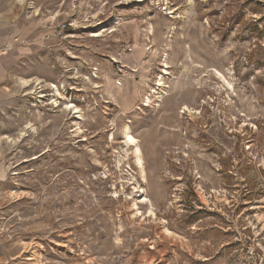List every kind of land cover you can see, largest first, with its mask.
<instances>
[{"label": "rangeland", "instance_id": "1", "mask_svg": "<svg viewBox=\"0 0 264 264\" xmlns=\"http://www.w3.org/2000/svg\"><path fill=\"white\" fill-rule=\"evenodd\" d=\"M36 263L264 264V0H0V264Z\"/></svg>", "mask_w": 264, "mask_h": 264}, {"label": "bare ground", "instance_id": "2", "mask_svg": "<svg viewBox=\"0 0 264 264\" xmlns=\"http://www.w3.org/2000/svg\"><path fill=\"white\" fill-rule=\"evenodd\" d=\"M127 1H130L133 2H144L145 0H127ZM129 3V2H128ZM151 33V32H150ZM98 36H101V34H96L94 35V37H98ZM169 72L167 71V69H165L163 71V74L161 75L160 79L158 80L159 83H157V88L160 89L163 85H166L164 84V79L167 78ZM28 83V82H27ZM36 84V83H35ZM51 84V83H50ZM52 86V85H51ZM40 87V86H39ZM41 88V87H40ZM53 89H56L58 91V88L57 86L53 85ZM60 90V89H59ZM42 91V90H41ZM58 96V95H57ZM42 97V96H41ZM68 107V106H67ZM73 109L75 112L74 113H82L81 110L77 107V106H70V109ZM186 111H188L186 109ZM185 113V112H184ZM82 116L80 114L79 116V119H81ZM156 132V131H155ZM155 134V133H154ZM24 135V134H22ZM122 135H123V138L125 139V144L127 147L131 148L133 150L132 152V155H133V159H134V162H135V166L143 173H145L144 171V159H143V152L141 150V147H140V144H139V141L134 137V135L132 134V129H131V126L128 124L126 126H124L123 130H122ZM114 136V135H113ZM112 136V137H113ZM152 136V135H151ZM12 141V140H11ZM10 141V142H11ZM166 141V140H165ZM126 157V156H125ZM99 164V163H98ZM142 174V173H141ZM145 174H143L142 176H144ZM146 177V176H145ZM144 178V177H143ZM36 260V259H35ZM37 264V263H36Z\"/></svg>", "mask_w": 264, "mask_h": 264}]
</instances>
